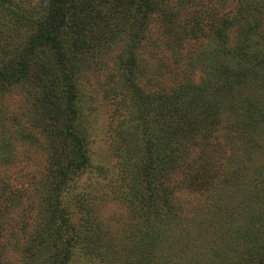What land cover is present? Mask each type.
Wrapping results in <instances>:
<instances>
[{
    "label": "trees",
    "instance_id": "obj_1",
    "mask_svg": "<svg viewBox=\"0 0 264 264\" xmlns=\"http://www.w3.org/2000/svg\"><path fill=\"white\" fill-rule=\"evenodd\" d=\"M232 1V8L216 16L206 0H0L2 23L12 24L24 41L7 48L0 27V95L16 87L29 91L27 121L35 132L16 128L14 140L37 143L42 134L46 143L40 146L49 152L40 178L31 176L32 184L19 193L8 188L1 193L0 264H14L10 250L19 253L21 264H69L76 248L85 256L103 249L99 256L109 257L88 218L78 224L69 218L77 203L66 195L70 182L90 167L79 78L97 63V53L126 30L130 50L118 54L119 71L105 83L107 93L113 85L114 111L108 120L110 147L127 190L121 198L130 207L137 203L141 218L125 264H172L167 258L174 259L181 243L168 241L169 249L161 252L166 231L197 237L203 222L185 227L190 216H183L178 192L188 200L216 199L207 205L208 222L219 225L216 238L228 239L206 252L184 253L178 263L264 264L263 189L245 191L247 202L235 208L211 192L222 196L225 184L238 180L242 156L248 158L258 138L264 139V0ZM181 12L189 18L177 32ZM156 19L163 37L174 44L176 59L141 70L135 51ZM202 38L212 47L204 53L207 71L193 73L186 66L189 70L174 73L172 66L189 64L187 54L178 55L179 45L188 39L200 45ZM23 200L29 215L15 203ZM20 206V217L8 228L4 218Z\"/></svg>",
    "mask_w": 264,
    "mask_h": 264
},
{
    "label": "rangeland",
    "instance_id": "obj_2",
    "mask_svg": "<svg viewBox=\"0 0 264 264\" xmlns=\"http://www.w3.org/2000/svg\"><path fill=\"white\" fill-rule=\"evenodd\" d=\"M22 1L18 0L17 3L21 4ZM25 1L27 2V0ZM223 3L224 0H206L204 5L212 4V12H215L214 14L218 16L226 13L234 5L232 0L225 4ZM29 10L26 8V11ZM180 14L179 17L181 18L176 24L175 29L177 32L182 30L179 27L189 18V13L181 12ZM11 25L4 20L2 23L0 16V27L5 32L4 38L10 43H7V48L13 49L15 45L23 44L24 41L20 39L21 35L19 31L10 28ZM8 28H10L9 32ZM136 31L138 32V29ZM121 33L122 35L112 42V45L97 53L94 57L97 63L92 64L91 69L79 78L82 89L81 108L85 112L81 124L83 130L82 137H84L88 148L90 167L87 168L83 175L76 177L70 182L66 195L67 199H71V201L73 200L72 202L75 201L77 203V207L74 209L76 212L70 213L69 218L76 224L88 218L89 223L95 228L98 237L105 240L104 245L108 247L106 252L109 254V257L103 259V255L99 256L100 253L104 254L103 249L95 252L93 256H85L79 248H76L73 251L74 253L69 264H125V253H129L133 247L130 240L132 238L131 233L135 229V223L141 219L136 212L137 209H135L137 203L136 206L130 207L121 198V192L127 191L126 185L121 187L123 183L121 170L110 147L112 133L109 129L108 117L114 111V107L110 103L113 85L108 87L110 88V93H107L105 83L111 72L115 73L119 71L118 54L122 51L130 50V32L126 30ZM144 37L146 38L135 51L140 66L139 69L142 70L144 68V70L153 71V68L159 62L165 60H168L170 63L174 62L176 52L173 51L174 56H171L173 54L172 49H175L174 44L170 45L168 40L163 37L162 28L159 27L157 19L153 26L149 27L145 32ZM201 40L203 45H196L191 39L179 45V50H177L178 55L187 54L189 56V64L182 62V67L181 65L172 66L174 73H178L179 75L184 70V67L186 69V66H190L189 69L193 73L201 74L207 71L205 65L207 56H204V53L211 52L212 47L209 46L207 38H202ZM28 99H30L29 91L22 87L13 88L2 96L0 95V196L4 189L8 188L7 191L11 193H19L18 191L23 190L24 186H29V183L32 184L30 181L32 179L31 176L40 178L43 175L46 163L49 162V152L42 146L46 143L42 134H39L37 143L33 141L30 143L29 139L21 137L19 140H14L15 133H13V130L16 128H24L26 133L28 130L34 132L31 123L27 121ZM8 115L18 117L19 120L11 124L3 119ZM3 139L6 141L12 139V142H9V144ZM40 143L42 144L41 146ZM7 146L9 147V160L6 157ZM254 148L248 158L242 156L243 163H241V174L238 180L226 183V189L223 190L222 196L216 190L211 191L215 192V195L212 196L222 199L235 208L238 204V207H241V202L243 204L247 202V199L243 197L245 191L253 192L254 189H263L264 191V139L258 138V146L256 145ZM229 153L231 154L232 152ZM215 183L222 184L217 180ZM215 183H213V187ZM259 184L261 185L259 186ZM178 193L181 199L184 200L180 203L184 212L183 216L186 218L188 215L190 216V220H188L185 227L191 228L190 226L193 227L199 221L203 223L199 225L201 228L195 238L173 235V231H166V234L161 237L162 241L159 240L160 242L166 241V244L159 245L160 251L163 253H166L170 247V244L167 243L168 241L181 243L180 246L184 245L185 247H182L181 250L180 246L175 247V252L173 253L174 259L167 258L172 264H177L179 262L177 257H180L184 253V255L190 256L191 252L194 251L206 252L211 245L212 247H221L228 240L216 238L215 232L219 233V225H211L208 222L211 214L207 212V205L212 204L216 199H203V197L202 200H197L198 198L188 200V198L185 199L181 192ZM259 200L264 201V196L262 195ZM15 203L24 205V210L28 215L30 214L27 211L29 207L26 206V200L22 202L15 201ZM3 204V199L0 198V212L4 209ZM12 212L10 217L4 218L8 228L9 222L13 223L14 218L18 219L20 217L21 206L13 209ZM223 219H221L220 225H224ZM245 220L249 221L248 219ZM257 225L261 227V223H257ZM261 228L264 230V227ZM109 250L110 253H108ZM216 250H220V248ZM18 254L10 250L8 257H11L12 263L21 264ZM164 263L166 262L164 261Z\"/></svg>",
    "mask_w": 264,
    "mask_h": 264
}]
</instances>
